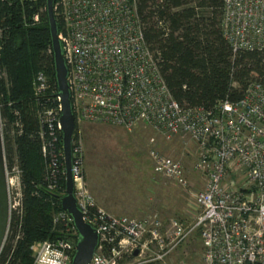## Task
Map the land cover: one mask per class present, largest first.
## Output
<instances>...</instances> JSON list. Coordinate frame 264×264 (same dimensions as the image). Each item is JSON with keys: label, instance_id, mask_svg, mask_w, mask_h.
<instances>
[{"label": "built area", "instance_id": "built-area-1", "mask_svg": "<svg viewBox=\"0 0 264 264\" xmlns=\"http://www.w3.org/2000/svg\"><path fill=\"white\" fill-rule=\"evenodd\" d=\"M54 11L61 22L59 39L75 117V197L84 220L99 235L87 264L142 257L151 246L159 251L149 260H158L193 231L200 236L201 264H264V84L251 81L241 99L219 100L209 109L182 107L171 96L155 55L143 39L136 0H55ZM38 20L35 14L33 21ZM220 28L234 51L263 49L264 0H224ZM32 87L37 97L52 88L43 73L35 74ZM55 99L56 105L39 113L41 130L47 125L50 137L56 128L60 130L57 94ZM86 122L129 129L143 124L167 139L192 142L198 158L191 169L205 181L204 188L193 193L198 209L194 221L187 226L170 218L163 230L156 216L112 215L97 208L90 214L94 202L83 186L75 140ZM47 149L43 142L47 161L42 186L56 191L62 188L59 173L65 174V168L57 167L56 154ZM59 154L63 156V151ZM150 157L156 175L190 188L188 170L180 158L155 149ZM59 194L64 195V188ZM8 204L9 217L12 211L22 210L19 187L12 194L8 190ZM53 221L62 224L57 238L31 243V264H71L77 231L63 209L54 213Z\"/></svg>", "mask_w": 264, "mask_h": 264}, {"label": "trees", "instance_id": "trees-1", "mask_svg": "<svg viewBox=\"0 0 264 264\" xmlns=\"http://www.w3.org/2000/svg\"><path fill=\"white\" fill-rule=\"evenodd\" d=\"M224 0H136L143 39L154 53L173 99L182 107L211 108L219 100L237 101L251 81L264 84V48L234 51L220 28ZM38 14V22L33 16ZM59 29L61 22L57 17ZM43 73L51 90L35 96L32 81ZM57 85L45 0H0V118L5 165L21 170L22 210L12 211L0 250V264H31L34 241L57 238L61 209L46 177L43 142L64 166L62 135L41 130L39 113L56 105ZM37 113V115H36ZM41 133H43L41 135ZM41 183V184H40ZM91 206L89 213L96 212Z\"/></svg>", "mask_w": 264, "mask_h": 264}, {"label": "rangeland", "instance_id": "rangeland-1", "mask_svg": "<svg viewBox=\"0 0 264 264\" xmlns=\"http://www.w3.org/2000/svg\"><path fill=\"white\" fill-rule=\"evenodd\" d=\"M3 122L0 118L1 133ZM75 136L83 186L97 209L112 215L156 216L163 230L168 228L170 218H177L187 226L194 221L198 209L193 193L202 190L205 181L191 169L198 155L196 147L188 139H167L151 126L143 124L129 129L98 122L81 124ZM153 149L183 161L188 170V190L154 173L150 157ZM14 166L9 170L6 167L9 194L14 193L16 187L21 191V170L18 165ZM158 251L151 246L142 257H123L114 264H201L198 231H193L162 258L149 260Z\"/></svg>", "mask_w": 264, "mask_h": 264}, {"label": "water", "instance_id": "water-1", "mask_svg": "<svg viewBox=\"0 0 264 264\" xmlns=\"http://www.w3.org/2000/svg\"><path fill=\"white\" fill-rule=\"evenodd\" d=\"M46 15L51 37V47L54 58L57 96L60 99V131L62 135V151L65 168L64 195H55L61 209L67 212L77 231L75 251L71 264H87L99 244L96 228L83 218V213L77 204L74 192L72 171V140L75 130V117L71 101V92L67 81L68 66L64 58L62 43L59 39V24L54 11L55 0H45ZM9 222L8 187L6 177L5 156L0 125V250L3 245ZM138 250L133 254L137 255Z\"/></svg>", "mask_w": 264, "mask_h": 264}]
</instances>
